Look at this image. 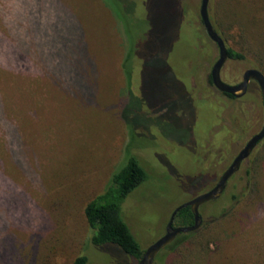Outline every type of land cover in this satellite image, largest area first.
Listing matches in <instances>:
<instances>
[{
	"label": "rangeland",
	"instance_id": "obj_1",
	"mask_svg": "<svg viewBox=\"0 0 264 264\" xmlns=\"http://www.w3.org/2000/svg\"><path fill=\"white\" fill-rule=\"evenodd\" d=\"M200 1L0 0V264H71L78 251L88 264H134L116 245L88 242L82 214L126 155L122 90L158 94L154 114H142L129 95L121 109L138 126L133 132L147 136L130 151L149 179L122 204L143 250L164 233L171 211L214 186L261 128L256 83L231 99L206 81L218 48L200 27ZM136 57L143 68L132 65ZM247 68L227 59L221 77L238 83ZM245 185L242 169L238 186ZM261 192L223 245L229 261L264 264V184ZM230 204H201L202 222Z\"/></svg>",
	"mask_w": 264,
	"mask_h": 264
},
{
	"label": "trees",
	"instance_id": "obj_2",
	"mask_svg": "<svg viewBox=\"0 0 264 264\" xmlns=\"http://www.w3.org/2000/svg\"><path fill=\"white\" fill-rule=\"evenodd\" d=\"M131 5L133 6V4ZM208 13L214 28L225 42L227 59L234 62H247L249 67L257 68L264 74V0H210ZM197 18L206 38L217 47V44L207 35L199 13ZM165 59L167 67L172 72L170 74H173L172 77L178 81L179 78L175 75L168 58L165 57ZM131 61L133 66L138 64L143 68L142 61L137 57L133 60L131 58ZM125 72L129 76L133 74L131 68L130 70L125 68ZM206 81L213 85L210 73ZM252 83L258 85L256 81L252 80L249 87ZM221 93L231 99H236L228 93ZM127 95L138 100L139 111L142 114L149 116L155 113L151 97L155 95L157 98V92L147 97L140 91V96H136L128 89ZM127 95L122 90L117 104L118 117L124 123L126 136L130 135L126 155L122 162L113 166L102 189L85 200L82 214L89 227L88 242L94 245H116L136 264L144 250L122 215V204L137 187L149 179V174L142 161L130 151L132 146L142 145V143L140 144L141 140L146 139L147 136L142 130L134 133L138 126L131 125L130 120L122 117L121 109ZM87 103L93 104V102ZM143 105L145 108L142 107ZM1 113L2 116L5 115V112ZM248 158L242 164L247 185L238 186L241 181V172H238L235 175V178L238 179L228 181L222 195L209 201L213 202V205H218V208L220 205L222 206L223 201H230L229 208L223 213L213 216L210 220L202 222L197 230L178 234L170 244L159 251L154 260L164 256L167 259L165 264H237L234 260L227 259L223 245L231 240L230 238L236 234L239 224L246 221V215L251 214L250 212L262 199L264 138ZM234 188L241 189V193L226 191V189ZM236 218H238V222ZM193 222V213L189 206H185L176 212L173 225L189 226ZM68 244L69 242H66V245ZM71 264H88L87 256L82 251H78L73 255Z\"/></svg>",
	"mask_w": 264,
	"mask_h": 264
},
{
	"label": "water",
	"instance_id": "obj_3",
	"mask_svg": "<svg viewBox=\"0 0 264 264\" xmlns=\"http://www.w3.org/2000/svg\"><path fill=\"white\" fill-rule=\"evenodd\" d=\"M210 0H201L199 7V14L203 21L204 28L207 35L213 40L218 47V57L213 63L210 76L212 84L219 91L228 93L233 97L239 98L247 93L249 84L252 80L256 81L259 85L262 99L263 108V122L261 128L254 133L239 150V152L232 159L229 166L224 170L217 182L210 189L203 191L185 202L179 204L171 213L169 221L166 225V230L163 235L154 240L144 250L143 255L137 261V264H153L155 256L170 244L174 238L180 233H188L197 230L202 224V217L199 212V206L210 200L219 198L227 186L228 178L239 169L243 160L248 158L257 144L264 138V74L257 68H247L242 73V78L238 83L231 84L225 82L221 77V69L227 60V48L223 38L214 28L208 13V4ZM189 206L194 217V222L189 226H173V218L176 212L182 207Z\"/></svg>",
	"mask_w": 264,
	"mask_h": 264
},
{
	"label": "flooded vegetation",
	"instance_id": "obj_4",
	"mask_svg": "<svg viewBox=\"0 0 264 264\" xmlns=\"http://www.w3.org/2000/svg\"><path fill=\"white\" fill-rule=\"evenodd\" d=\"M249 138H250V137H249ZM249 138H248V139H249ZM248 139H247V140H248ZM246 142H247V141H246ZM246 142H245V143H246ZM243 146H244V145H243ZM243 146H242V147H243ZM242 147H241V148H242ZM241 148H240V149H241ZM240 149H239V150H240ZM239 150H238V152H239ZM238 152H237V153H238ZM237 153H236V154H237ZM234 157H235V156H234ZM248 159H249V158H246L245 160L242 161V163H241L239 169H238L237 171H235V172H234V173L228 178V181H230V180H234V181H235V180H236V178H233V177H235V175H237L238 172H241L242 164H243L245 161H247ZM228 166H229V165H228ZM228 166H226V168H227ZM226 168L223 169L222 173L224 172V170H225ZM243 171H244V169H243ZM222 173H221V174H222ZM220 176H221V175H220ZM232 178H233V179H232ZM240 178H241V177H240ZM217 180H218V179H217ZM228 181H227V183H228ZM216 182H217V181H216ZM212 187H213V186H212ZM210 188H211V187H210ZM210 188H209V189H210ZM172 211H173V210H172ZM172 211H171V213H172ZM171 213H170V215H171ZM175 215H176V214H175ZM175 215H174V218H175ZM169 218H170V216H169ZM174 218H173V222H174ZM168 221H169V219H168ZM168 221H167V223H168ZM173 222H172V225H173ZM167 223H166V225H167ZM173 226H174V225H173ZM165 230H166V226H165ZM164 233H165V231H164ZM164 233H163V234H164ZM163 234H162V235H163Z\"/></svg>",
	"mask_w": 264,
	"mask_h": 264
}]
</instances>
